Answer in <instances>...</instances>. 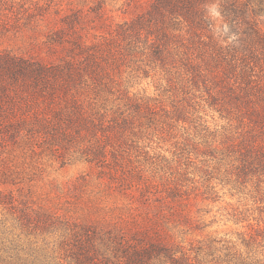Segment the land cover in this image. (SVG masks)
<instances>
[{"label":"trees","instance_id":"16d2710c","mask_svg":"<svg viewBox=\"0 0 264 264\" xmlns=\"http://www.w3.org/2000/svg\"><path fill=\"white\" fill-rule=\"evenodd\" d=\"M141 3L135 2L132 18L114 28L101 18L88 31L90 42L79 32L81 14L60 13L57 7L59 26L46 24L44 40L56 54L52 60L0 50V186L19 179L12 167L16 158L28 164L41 154L65 164L76 158L104 163L109 153L124 172L130 149L151 125L186 122L183 101L211 109L227 122L225 132L217 134L198 116L194 135L202 148H194L224 164L223 178L232 188L264 180V0H150L137 9ZM137 60L182 96L172 116L164 107L165 116H157L155 107L121 88L116 73ZM18 203L12 189L0 190V205L16 208ZM14 220L24 235L37 238L4 244L0 264L202 261L192 247L169 241L157 225L127 231L119 223L57 222L45 209L20 210ZM4 226L0 237L6 242L14 225ZM243 244V251L226 254V264H264L263 231L256 229Z\"/></svg>","mask_w":264,"mask_h":264},{"label":"rangeland","instance_id":"374dc122","mask_svg":"<svg viewBox=\"0 0 264 264\" xmlns=\"http://www.w3.org/2000/svg\"><path fill=\"white\" fill-rule=\"evenodd\" d=\"M136 1L142 2L137 9L150 2L0 0V50L43 61L55 59L56 54L49 52L44 40L46 24L59 26L57 7L60 13L72 9L81 14L79 32L90 42L91 26L99 25L105 17L113 28L129 20L135 14L132 8ZM41 11L45 13L41 15ZM115 76L121 88L155 107L157 116L164 109L172 116L171 111L181 103L182 96L142 61L122 64ZM180 105L185 108L186 122L173 121L170 127L160 121L151 125L144 137L138 138L137 146L130 149L131 160L123 163L124 172L115 167L109 153L104 163L76 158L62 164L59 158L46 154L33 156L28 164L16 158L12 167L19 172V179L10 187L0 186V190L12 189L21 203L16 208L0 205V232L4 225H14L12 233L5 234L6 242L0 237V254L11 240L21 244L37 238L24 235V227L14 220L20 210L33 214L43 209L57 222L67 218L88 224L119 223L127 231L157 225L169 241L192 247V254L202 260L200 264H226L227 253L234 248L243 251V240H248L251 233L256 229L264 233V180L248 181L240 190L232 188L223 178L224 164L194 148V144L202 148L201 140L194 135L198 116L217 134L225 132L227 122L211 109L188 106L185 101Z\"/></svg>","mask_w":264,"mask_h":264}]
</instances>
